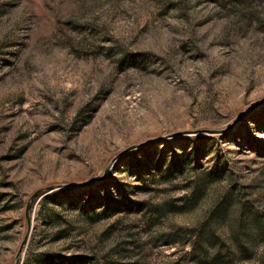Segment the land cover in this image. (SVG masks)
<instances>
[{
  "label": "rangeland",
  "instance_id": "rangeland-1",
  "mask_svg": "<svg viewBox=\"0 0 264 264\" xmlns=\"http://www.w3.org/2000/svg\"><path fill=\"white\" fill-rule=\"evenodd\" d=\"M0 264H264V0H0Z\"/></svg>",
  "mask_w": 264,
  "mask_h": 264
},
{
  "label": "water",
  "instance_id": "water-1",
  "mask_svg": "<svg viewBox=\"0 0 264 264\" xmlns=\"http://www.w3.org/2000/svg\"><path fill=\"white\" fill-rule=\"evenodd\" d=\"M28 205H29V202H28ZM28 205H27V208H28ZM25 240L22 241V244L24 243Z\"/></svg>",
  "mask_w": 264,
  "mask_h": 264
},
{
  "label": "trees",
  "instance_id": "trees-1",
  "mask_svg": "<svg viewBox=\"0 0 264 264\" xmlns=\"http://www.w3.org/2000/svg\"><path fill=\"white\" fill-rule=\"evenodd\" d=\"M195 245H196V243H195ZM193 246H194V242H193ZM195 249H196V247H195Z\"/></svg>",
  "mask_w": 264,
  "mask_h": 264
}]
</instances>
